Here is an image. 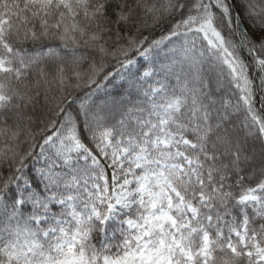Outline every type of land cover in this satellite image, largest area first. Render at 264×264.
Here are the masks:
<instances>
[{"label": "snow or ice", "instance_id": "6c2138e0", "mask_svg": "<svg viewBox=\"0 0 264 264\" xmlns=\"http://www.w3.org/2000/svg\"><path fill=\"white\" fill-rule=\"evenodd\" d=\"M0 264H264V0H0Z\"/></svg>", "mask_w": 264, "mask_h": 264}]
</instances>
